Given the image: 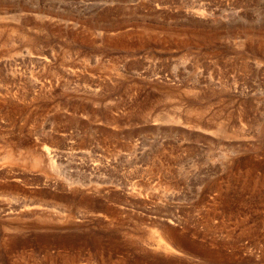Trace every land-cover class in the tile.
Listing matches in <instances>:
<instances>
[{"label": "rangeland", "instance_id": "rangeland-1", "mask_svg": "<svg viewBox=\"0 0 264 264\" xmlns=\"http://www.w3.org/2000/svg\"><path fill=\"white\" fill-rule=\"evenodd\" d=\"M153 262L264 264V0H0V264Z\"/></svg>", "mask_w": 264, "mask_h": 264}, {"label": "bare ground", "instance_id": "bare-ground-1", "mask_svg": "<svg viewBox=\"0 0 264 264\" xmlns=\"http://www.w3.org/2000/svg\"><path fill=\"white\" fill-rule=\"evenodd\" d=\"M52 163H53V162H52ZM51 166H52V164H51ZM51 166H50V167H51ZM60 166H61V165H60ZM52 172H53V171H52ZM70 179H71V178H70ZM67 182H68V181H67ZM65 184H66V183H65ZM79 185H80V184H79ZM69 187H70V186H69ZM62 205H63V204H62ZM118 216H119V215H118ZM114 218H115V217H114ZM38 221H39V220H38ZM48 223H49V222H48ZM50 223H52V222H50ZM43 226H44V225H43ZM19 232H20V231H19ZM19 232H18V233H19ZM39 232H40V231H39ZM15 234H16V233H15ZM58 236H59V235H58ZM100 236H102V235H100ZM96 237H98V236H96ZM8 238H9V237H8ZM112 238H113V237H112ZM60 239L62 240V239H64V238H60ZM113 240H114V239H113ZM113 240H110V241L113 242ZM87 241H88V240H87ZM105 241H106V240H105ZM94 242H95V241H94ZM115 242H116V241H115ZM115 242H114V243H115ZM100 243H101V242H100ZM102 243H103V242H102ZM114 243H112V244H114ZM105 244H106V242H105ZM115 244H116V243H115ZM135 245H136V244H135ZM115 246H116V245H115ZM136 246H137V245H136ZM106 249H107V248H106ZM144 250H145V249H144ZM100 252H101V251H100ZM211 254H212V253H211ZM216 254H217V253H216ZM58 255H59V254H58ZM30 256H31V255H30ZM217 256H218V255H217ZM161 257H162V256H161ZM155 258H156V257H155ZM214 258H215V257H214ZM217 258H218V257H217ZM219 258H221V257H219ZM71 259H72V258H71ZM144 259H145V258H144ZM149 259H150V258L148 257V260H149ZM156 259H157V258H156ZM163 259H164V258H163ZM160 260H161V259H160ZM210 260H211V259H210ZM215 260H217V259H215ZM26 261H27V260H26ZM64 261H65V260H64ZM143 261H145V260H143ZM143 261H142V262H143ZM146 261H147V257H146ZM65 262H66V261H65ZM147 262H148V261H147ZM147 262H146V263H147ZM160 262H163V261H160ZM69 263H70V262H69ZM71 263H72V262H71ZM103 263H104V262H103ZM157 263H158V262H157ZM153 264H155V263L153 262Z\"/></svg>", "mask_w": 264, "mask_h": 264}]
</instances>
